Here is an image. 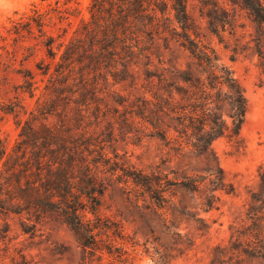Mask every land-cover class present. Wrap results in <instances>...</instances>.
Returning <instances> with one entry per match:
<instances>
[{
    "label": "trees",
    "instance_id": "16d2710c",
    "mask_svg": "<svg viewBox=\"0 0 264 264\" xmlns=\"http://www.w3.org/2000/svg\"><path fill=\"white\" fill-rule=\"evenodd\" d=\"M54 1L55 11L79 2ZM192 1L230 59L256 60L264 76V0H225L223 4L220 0H91L90 17L82 19L67 43L46 34L51 11L42 10L36 2L30 12L11 21L9 32L16 39L39 40L51 58L53 70L38 68L50 76L54 96L17 124L19 138L11 148L0 135L1 215H18L22 231L31 235L41 223L56 219L73 230L85 253L103 251L106 227L98 217L104 196L98 171L102 161L87 159L94 156L96 145L87 131L90 115L99 118L102 83L110 77L114 85L143 91L130 103L131 133L142 138L150 131L146 136L162 142L163 167L130 177L165 211L161 213L164 221L170 211L175 222L178 209L186 206L174 187L199 199L205 212L220 202L218 192L236 193L214 142L240 141L248 100L231 67L202 38ZM47 2L53 5L51 0L40 4ZM27 85L33 94V82L27 80ZM71 112L74 125L69 122ZM259 176V189L251 193L243 221L249 224L231 225L230 246H216L209 264L264 261V166ZM10 227L8 221L0 223V234L8 233Z\"/></svg>",
    "mask_w": 264,
    "mask_h": 264
},
{
    "label": "rangeland",
    "instance_id": "374dc122",
    "mask_svg": "<svg viewBox=\"0 0 264 264\" xmlns=\"http://www.w3.org/2000/svg\"><path fill=\"white\" fill-rule=\"evenodd\" d=\"M51 1L53 5L49 2L42 5L41 0H0V135L9 148L19 138L17 124L28 120L31 113L37 112L39 104L47 103L54 96L50 76L42 74L38 68V65L43 69L51 66L53 70L51 58L39 40L16 39V35L9 32L11 21L30 12L36 2L42 10L51 11L46 34L67 43L76 35L82 19L90 17L91 0L61 5L57 11L55 1ZM220 2L223 4L225 0ZM194 5L192 1L191 10L199 22L202 38L211 43L231 67L248 100L240 141L235 143L222 138L214 142L226 179L236 193L218 192L220 202L205 212L199 199L174 187V193L178 199L186 201V206L178 209L175 222L170 211L168 221H164L161 213L165 211L158 209L135 187L130 177L138 171L150 173L157 170V166L163 167L162 142L146 136L152 134L150 131L142 138L131 133L133 108L130 103L143 91L138 93L133 91V86L114 85L110 77L108 83H102L104 94L99 96L100 112L96 114L99 118L90 115L91 128L87 131L96 144L92 148L94 156L87 159L102 161L98 171L104 184V196L98 217L106 227L101 242L103 251L85 253L73 230L56 219L41 223L37 233L31 235L22 231L18 215L0 214V223L8 221L11 225L8 233L0 234L2 264H164V261L166 264H209L216 246H230L231 225L249 224L243 221L251 193L259 189L260 168L264 166V76L256 60L241 56L235 62L230 59V53L209 33L206 20L199 16ZM237 10L241 25V9ZM58 15L66 18L60 20ZM238 31L241 33V26ZM226 36L231 38L229 33ZM27 80L33 82L34 95L28 90ZM147 96L151 98L150 94ZM119 101L126 102L121 105ZM69 117L70 124L74 125L73 112ZM2 165L0 160V170ZM249 263L264 264V261L253 259Z\"/></svg>",
    "mask_w": 264,
    "mask_h": 264
}]
</instances>
